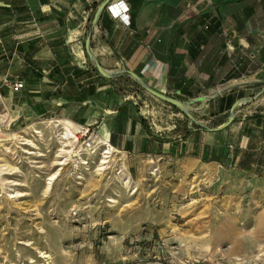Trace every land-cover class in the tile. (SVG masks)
Returning <instances> with one entry per match:
<instances>
[{
    "label": "crops",
    "instance_id": "crops-1",
    "mask_svg": "<svg viewBox=\"0 0 264 264\" xmlns=\"http://www.w3.org/2000/svg\"><path fill=\"white\" fill-rule=\"evenodd\" d=\"M104 1L0 0V109L10 126L33 129L54 119L71 133L89 127L97 145L108 140L143 165L171 160L230 170L264 187V111L247 110L264 95V0H109L129 7L130 23L105 8L93 26ZM90 34L91 52L112 78L89 57ZM133 74L151 89L200 103L208 119L226 121L239 102L235 119L186 135L175 122L157 125L145 115L153 100L141 108L127 93L159 99ZM6 80L24 87L14 91Z\"/></svg>",
    "mask_w": 264,
    "mask_h": 264
},
{
    "label": "rangeland",
    "instance_id": "rangeland-1",
    "mask_svg": "<svg viewBox=\"0 0 264 264\" xmlns=\"http://www.w3.org/2000/svg\"><path fill=\"white\" fill-rule=\"evenodd\" d=\"M127 93L141 108L153 100L145 115L157 125L195 124L148 92ZM256 100L248 111H264ZM187 106L207 127L226 119ZM63 129L49 119L15 130L0 109V264H264L262 183L115 151L102 163Z\"/></svg>",
    "mask_w": 264,
    "mask_h": 264
},
{
    "label": "water",
    "instance_id": "water-1",
    "mask_svg": "<svg viewBox=\"0 0 264 264\" xmlns=\"http://www.w3.org/2000/svg\"><path fill=\"white\" fill-rule=\"evenodd\" d=\"M109 0H105L104 2L101 3V5L98 7L97 11H96V14H95V17H94V20H93V26H96L97 24V21H98V17L100 15V13L105 9L107 8V6L109 5ZM91 39H92V34H90L86 40V50H87V53L89 55L90 58H92L94 61H95V65H96V68L97 70L100 72V74H102L103 76L105 77H108V78H112L115 74L112 73V72H106L102 66L99 64V62H97V60L95 59L93 53L91 52V48H90V44H91ZM133 76L141 83V85L147 90L149 91L151 94H153L154 96H156L157 98L163 100L164 102L170 104L171 106H174L176 108H178L183 114H185L187 116V118L191 121V122H194L196 124H199L201 125L203 128L207 129L208 131H218V130H222L226 127H228L235 119V109L237 108V106L239 105V102L236 103L233 108L231 109L230 113H229V116L227 118V120L225 122H223L222 124H220L219 126L217 127H214V128H210V127H207L203 124H201L199 121H197L194 116L192 115V113L190 112L188 106H187V103L177 99V98H174L168 94H165V93H162V92H159L157 90H154V89H151L149 88L148 86H146L145 84H143V82L140 80V78L136 75V74H133Z\"/></svg>",
    "mask_w": 264,
    "mask_h": 264
},
{
    "label": "built area",
    "instance_id": "built-area-1",
    "mask_svg": "<svg viewBox=\"0 0 264 264\" xmlns=\"http://www.w3.org/2000/svg\"><path fill=\"white\" fill-rule=\"evenodd\" d=\"M107 9L111 12V14L115 18H120L124 23L129 24L130 23V16H129V7L124 2L119 3H113L109 4L107 6ZM6 85H9L12 87L14 91H19L24 87L23 81L18 82H11L6 80ZM190 128V126H189ZM93 132L89 127L83 128L80 132H77L74 134H70L69 136H65V133L62 135L63 140L70 139L71 141L75 140L74 142L79 141V139H82L83 144L85 147L90 151L91 153L96 152L98 149L101 150V156L102 158H109L111 155V152L114 151L113 146L108 140H103L101 144H96L94 142V138L92 137ZM73 142V143H74ZM87 163L88 161H84Z\"/></svg>",
    "mask_w": 264,
    "mask_h": 264
},
{
    "label": "trees",
    "instance_id": "trees-1",
    "mask_svg": "<svg viewBox=\"0 0 264 264\" xmlns=\"http://www.w3.org/2000/svg\"><path fill=\"white\" fill-rule=\"evenodd\" d=\"M172 107H173L174 110L180 111L178 108H176L174 106H172ZM222 123H223V120L220 121L219 123H217V125H220ZM195 128H197V129H205L201 125H198L196 123L191 125V127L189 128V124H188V122H186L182 126H181V124H177L175 132L181 131L182 133H184V135H186L187 133H189L191 130H193Z\"/></svg>",
    "mask_w": 264,
    "mask_h": 264
},
{
    "label": "bare ground",
    "instance_id": "bare-ground-1",
    "mask_svg": "<svg viewBox=\"0 0 264 264\" xmlns=\"http://www.w3.org/2000/svg\"><path fill=\"white\" fill-rule=\"evenodd\" d=\"M64 130V129H63ZM63 133V132H62ZM64 133H65V136H69L70 134H74V133H71L70 131H68V130H66L65 129V131H64ZM63 133V134H64ZM66 141H71L70 139H67ZM75 140H73V142H74ZM106 159H107V157H105V158H103V160H102V163H105L106 162ZM55 177H56V174H54V175H52L51 177H49L48 178V184L49 185H51L52 184V182H53V180L55 179Z\"/></svg>",
    "mask_w": 264,
    "mask_h": 264
}]
</instances>
